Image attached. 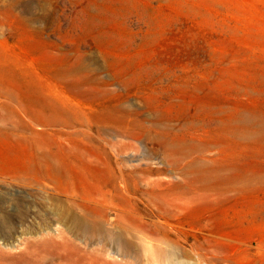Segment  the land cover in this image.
<instances>
[{"label": "rangeland", "instance_id": "374dc122", "mask_svg": "<svg viewBox=\"0 0 264 264\" xmlns=\"http://www.w3.org/2000/svg\"><path fill=\"white\" fill-rule=\"evenodd\" d=\"M222 1L243 11L210 4L211 22L166 0H0L1 243L53 232L72 191L178 184L253 214L240 262L264 264V51L247 37L264 0ZM186 213L190 249L204 220Z\"/></svg>", "mask_w": 264, "mask_h": 264}, {"label": "bare ground", "instance_id": "6f19581e", "mask_svg": "<svg viewBox=\"0 0 264 264\" xmlns=\"http://www.w3.org/2000/svg\"><path fill=\"white\" fill-rule=\"evenodd\" d=\"M166 1L184 12L207 16L211 22L213 16L208 8L210 4L230 7L239 12L244 7L242 1ZM249 27L247 37L252 43L262 46L264 51V22L252 21ZM46 175L53 176V172L47 170ZM32 178L39 180L37 172H34ZM194 191L195 187L178 184L145 187L124 184L114 185L108 190L94 188L89 191H72L68 193L70 199L55 206L56 229L53 232L47 231L34 241L14 247L7 246V242H0V264H18L17 260L21 257H27L24 264H45L49 258L52 264H106L108 260L110 264H118L120 255L129 264H140L143 261L144 264H241L240 260L249 255L254 246L240 236L248 230L246 223L249 225L256 217L253 214L252 218L247 217L244 210H236L232 214L226 202H204L191 193ZM188 192L193 194L189 198L178 195ZM138 193L150 194L158 201L152 200L141 206ZM111 211L115 215L114 220L109 216ZM186 212L194 221L204 220L201 227L193 228L203 233L204 240L194 235L190 249L184 246V243L189 244L190 239L180 220ZM110 220H113L115 226L107 229L105 223H110ZM216 237L223 240L219 248L214 244ZM230 239L244 241L245 249L231 256L224 248L230 247ZM91 241L97 242L96 246L90 247ZM110 242L113 243V249L110 248L113 254L106 251L105 245ZM256 248L262 252L261 258H264L263 239L259 240ZM190 255L195 262L184 258Z\"/></svg>", "mask_w": 264, "mask_h": 264}]
</instances>
